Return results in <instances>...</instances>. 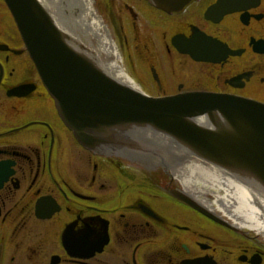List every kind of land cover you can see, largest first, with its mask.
Here are the masks:
<instances>
[{"label": "flooded vegetation", "instance_id": "flooded-vegetation-1", "mask_svg": "<svg viewBox=\"0 0 264 264\" xmlns=\"http://www.w3.org/2000/svg\"><path fill=\"white\" fill-rule=\"evenodd\" d=\"M41 1L77 37L78 1ZM163 3L92 0L110 73L119 79L114 64L150 98L264 105V0ZM17 29L0 0V264H264V228L233 220L218 196L187 183L196 168H216L165 137H150L140 157L84 148Z\"/></svg>", "mask_w": 264, "mask_h": 264}, {"label": "water", "instance_id": "water-1", "mask_svg": "<svg viewBox=\"0 0 264 264\" xmlns=\"http://www.w3.org/2000/svg\"><path fill=\"white\" fill-rule=\"evenodd\" d=\"M4 1L61 119L84 148L140 157L150 137H165L264 200V105L198 93L147 97L60 28L41 0Z\"/></svg>", "mask_w": 264, "mask_h": 264}, {"label": "bare ground", "instance_id": "bare-ground-1", "mask_svg": "<svg viewBox=\"0 0 264 264\" xmlns=\"http://www.w3.org/2000/svg\"><path fill=\"white\" fill-rule=\"evenodd\" d=\"M77 1L79 6L75 3V7H77L78 11L81 9L74 20L77 38L85 39L90 46L96 48L97 51H93L98 56L102 53L109 55L112 53L111 42L102 37L103 26L97 20L92 0ZM94 44L97 46L95 47ZM111 67L117 71L119 78L134 86L123 71L119 70L114 64ZM196 170L198 172L187 178V183L201 184L197 188L200 195L206 196L208 191L213 196H218L217 202L222 203L221 209L233 220L254 229L264 228V200L258 197L261 195L257 191L249 190L229 177H223V173L217 169L213 171L201 167L196 168ZM259 202L263 205L261 210L258 206Z\"/></svg>", "mask_w": 264, "mask_h": 264}, {"label": "rangeland", "instance_id": "rangeland-1", "mask_svg": "<svg viewBox=\"0 0 264 264\" xmlns=\"http://www.w3.org/2000/svg\"><path fill=\"white\" fill-rule=\"evenodd\" d=\"M97 13H98V12H97ZM83 41H84V43H86V45H87L89 48H91V49L94 50V51L96 50V48L90 46L89 43H87L85 39H83ZM94 46L96 47L97 45L94 44ZM96 51H97V50H96ZM96 51H95V52H96ZM100 55H101V54H100ZM219 208H220V207H219Z\"/></svg>", "mask_w": 264, "mask_h": 264}]
</instances>
